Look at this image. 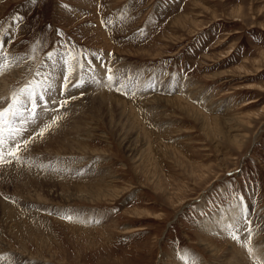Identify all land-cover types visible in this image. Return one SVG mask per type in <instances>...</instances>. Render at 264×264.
Segmentation results:
<instances>
[{"label":"rangeland","instance_id":"obj_1","mask_svg":"<svg viewBox=\"0 0 264 264\" xmlns=\"http://www.w3.org/2000/svg\"><path fill=\"white\" fill-rule=\"evenodd\" d=\"M0 39V107L54 46L128 86L93 59L0 170V264H264V0H0Z\"/></svg>","mask_w":264,"mask_h":264},{"label":"snow or ice","instance_id":"obj_2","mask_svg":"<svg viewBox=\"0 0 264 264\" xmlns=\"http://www.w3.org/2000/svg\"><path fill=\"white\" fill-rule=\"evenodd\" d=\"M59 34L61 33L58 31ZM56 47L54 46L46 53L47 61L36 70L33 80L20 88L18 92H13L6 106L0 107V170L4 172L14 164L21 162V152L29 150L32 144L42 140L47 132L54 126H58L61 119L59 115L54 116L50 123H45V121L53 113H59L61 109L67 108L71 101L77 99L76 96L69 95L73 90L99 83L95 77L85 80L83 75L90 71L95 72L93 59L100 61L101 68L107 74L109 86L115 83L117 92L125 89L122 94H128L126 90L128 86L114 74L111 67L104 65L100 57H89L84 54L77 67L70 63L63 53H58ZM58 47L63 48L65 45ZM4 49L5 44L0 39V57L5 61L3 66L7 67V53ZM16 59L19 61L23 58L17 57ZM149 87L154 88L155 84ZM4 199L7 200L8 197ZM237 199L238 203L233 206L231 218L237 228L246 233L247 241L241 247L246 248L249 257H252L253 248L249 246L252 242V214L243 198ZM66 219L70 220L71 216H67ZM228 234L239 243V235L232 231ZM257 264H260L259 260Z\"/></svg>","mask_w":264,"mask_h":264},{"label":"bare ground","instance_id":"obj_3","mask_svg":"<svg viewBox=\"0 0 264 264\" xmlns=\"http://www.w3.org/2000/svg\"><path fill=\"white\" fill-rule=\"evenodd\" d=\"M99 73H102V72H99ZM1 84H2V83H1ZM8 89H9V87H8ZM2 90H3V89H2ZM9 91H10V90H9ZM11 91H12V90H11ZM11 91H10V93L12 94L13 91H12V92H11ZM14 91H15V90H14ZM2 92H3V91H2ZM2 92H0V93H2ZM8 93H9V92H8ZM76 93H77V92H76ZM4 94H5V93H4ZM6 94H7V93H6ZM11 94H10V95H11ZM70 94H71V93H70ZM70 94H69V95H70ZM1 95H3V94H1ZM71 95H72V94H71ZM4 96H5V95H3V96H1V97H4ZM72 96H73V95H72ZM4 98H5V97H4ZM6 98H7V96H6ZM7 100H8V98H7ZM0 101H1V100H0ZM0 105H1V104H0ZM58 114H59V113H58ZM55 115H56V114H55ZM53 116H54V113H53ZM41 126H42V125H41Z\"/></svg>","mask_w":264,"mask_h":264}]
</instances>
